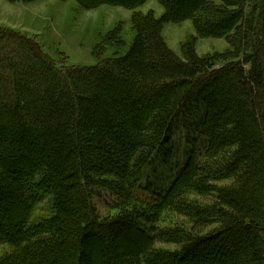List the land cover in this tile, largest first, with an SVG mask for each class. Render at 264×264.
<instances>
[{"label":"trees","instance_id":"trees-1","mask_svg":"<svg viewBox=\"0 0 264 264\" xmlns=\"http://www.w3.org/2000/svg\"><path fill=\"white\" fill-rule=\"evenodd\" d=\"M75 1L133 10L147 0ZM156 1L162 16L133 14L126 52L93 66L58 67L0 27V127L17 146L0 152V244L12 248L0 264H264V0ZM188 20L197 36L177 57L162 31ZM205 37L225 38L227 50L197 55ZM108 41L124 48L119 27ZM187 118L200 150L193 137L166 188L143 184ZM33 131L56 136L36 159L26 147ZM104 193L107 216L94 202ZM165 212L178 226H159Z\"/></svg>","mask_w":264,"mask_h":264},{"label":"rangeland","instance_id":"rangeland-1","mask_svg":"<svg viewBox=\"0 0 264 264\" xmlns=\"http://www.w3.org/2000/svg\"><path fill=\"white\" fill-rule=\"evenodd\" d=\"M215 5L218 4L215 2ZM176 9H185V3L178 4ZM133 14L141 16L152 14L156 18H160L163 14V8L156 0H147L142 6L133 10L113 5H101L92 9H86L81 7L75 0H38L29 4H9L5 0H0V27L32 39L41 48L42 52L61 68L93 66L100 61L114 59L119 55H123L134 35L130 22ZM117 27H119L120 38L125 45L120 50L115 49L108 41L110 34ZM194 36L197 35L190 20L182 21L178 24H167L162 31V37L167 47L177 57H181V46ZM227 48L228 44L225 38L205 37L198 39L195 50L197 55L203 56L214 52H223ZM101 89L106 90L105 87ZM106 91L108 94L112 92L111 89H107ZM23 92L24 89H16L17 95L22 96ZM31 104L26 106L27 121L31 125L38 127L42 122V117L38 116L36 112L39 106ZM192 115L194 116L195 114ZM192 115L189 116L191 117ZM190 119H185L183 123L175 128L172 134L171 145L166 150L167 154L169 153L170 155L169 160L166 161L162 155L153 158L151 166L145 172L143 184L151 183L159 189L166 188L184 165L186 160L185 154L187 149L191 147L190 144L193 137L197 141L196 144L199 145L197 146L198 150H200V138L194 131L187 128V125L192 123ZM10 138V132L0 127V139H4L0 145V152L6 146L11 150H16L17 146L16 148H14L15 146H10L12 145L8 141ZM54 138L56 136L49 133L46 136L38 131H33L31 142L26 147L32 150L31 152L35 154L36 159L42 153L40 148L42 141L52 143ZM54 144L56 145V141ZM19 148L22 150L25 149V146L21 144ZM45 150L48 156L52 158L56 156L53 146L48 145V148ZM165 162L168 163L166 164ZM13 168L14 171H19L18 173L23 171L22 163L16 162ZM103 197L104 201L96 198L94 202L101 215L107 216L108 212L106 210L108 206L106 205L108 202L112 204L113 198L105 193ZM44 203L37 206V211L33 214L35 218L46 215L40 211L41 206L44 207ZM43 210L46 211V209ZM181 220V218L165 212L161 216L159 226H178ZM89 243H91L94 249L99 248V240L90 239ZM157 247H164L170 250L175 248L172 245H157ZM11 251L12 248L9 246L0 244V260L2 261Z\"/></svg>","mask_w":264,"mask_h":264}]
</instances>
